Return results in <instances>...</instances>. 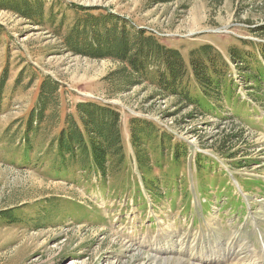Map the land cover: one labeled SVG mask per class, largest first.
Here are the masks:
<instances>
[{
	"label": "rangeland",
	"instance_id": "1",
	"mask_svg": "<svg viewBox=\"0 0 264 264\" xmlns=\"http://www.w3.org/2000/svg\"><path fill=\"white\" fill-rule=\"evenodd\" d=\"M41 1L42 23L0 7V212L15 215L11 224L0 218V264H154L153 256L157 264L164 258L190 263V253L197 256L218 239L242 246L240 252L260 242L264 86L252 96L245 65L236 67L229 52L259 53L264 46V0ZM76 7L121 16L183 56L210 44L229 61L235 83L228 96L210 103L222 110L203 113L173 96L158 97L147 83L128 86L131 74L119 63L66 52L63 36ZM43 76L62 86L61 116L83 100L117 108L125 160L114 178L56 175L54 154L47 152L56 131L25 145L24 120ZM131 118L151 121L173 137L163 148L143 140L140 152L149 156L144 168L128 128Z\"/></svg>",
	"mask_w": 264,
	"mask_h": 264
},
{
	"label": "trees",
	"instance_id": "2",
	"mask_svg": "<svg viewBox=\"0 0 264 264\" xmlns=\"http://www.w3.org/2000/svg\"><path fill=\"white\" fill-rule=\"evenodd\" d=\"M0 2V7L25 18L33 17L40 21L44 16L41 0ZM76 9L78 11L75 13L73 25L63 36L66 52L94 60L109 59L119 63L122 73L131 74L130 78L124 80L128 86L147 83L157 89L158 97L173 96L184 105H196L203 113L222 110L213 108L210 103L215 99L221 100L222 96H228L235 83L229 75V61L210 44H202L183 56L179 50L162 44L161 38L152 31L136 28L121 16L95 13L94 8ZM252 49L251 53L230 51L229 58L236 67H239L237 62L245 65L241 68L244 69L243 79L253 85L251 87L255 91L250 94L258 96L257 88L264 86V65L261 63L264 61V46H259V53H256L255 48ZM257 54L263 61L257 59ZM251 62L259 64V70L251 71L246 67ZM4 82L2 78L0 88L4 86ZM61 87L59 82L48 76H43L38 84L35 104L24 120L25 145L29 146L33 137L56 131L49 140L47 150L54 154L53 172L56 175L69 178L84 176L87 180L94 174L104 181L114 178L125 160L119 111L104 102L83 100L71 107L74 112H65L61 116ZM198 96L202 97L203 103ZM156 127L151 121L136 118H131L128 122L132 142L137 147V153L143 155L139 157L140 165H144L142 168L149 162L148 153L140 152L142 150L139 147L143 140L150 144L157 143L156 147L163 148L173 138ZM179 148L174 147L176 151ZM143 175L149 176L150 171L144 170ZM0 218L4 224L15 221L11 210L1 211Z\"/></svg>",
	"mask_w": 264,
	"mask_h": 264
},
{
	"label": "bare ground",
	"instance_id": "3",
	"mask_svg": "<svg viewBox=\"0 0 264 264\" xmlns=\"http://www.w3.org/2000/svg\"><path fill=\"white\" fill-rule=\"evenodd\" d=\"M260 234L262 236V239H260L261 243L252 242V244L248 246V252H240L242 248L240 245L232 248L229 243L222 239H216L217 241L213 242L211 248L206 250L202 249L203 251L201 250L199 255L191 256L192 253L188 255L190 258L193 257L195 262L189 263L187 262L188 260L183 261L181 259L164 258L163 264H264V232L262 231ZM159 260L160 259L154 258L153 256L152 262L157 264Z\"/></svg>",
	"mask_w": 264,
	"mask_h": 264
}]
</instances>
